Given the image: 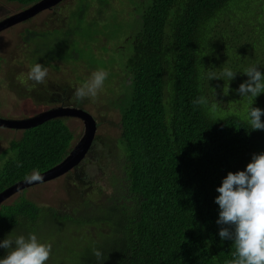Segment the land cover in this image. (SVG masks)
<instances>
[{
    "label": "trees",
    "instance_id": "16d2710c",
    "mask_svg": "<svg viewBox=\"0 0 264 264\" xmlns=\"http://www.w3.org/2000/svg\"><path fill=\"white\" fill-rule=\"evenodd\" d=\"M36 1L5 0L25 7ZM90 1H77L66 28L22 32L30 67L81 59L80 42L99 41L100 13L89 15ZM134 4L135 30L115 48L114 62L130 79L119 108L118 150L99 166L107 181L97 185L99 200L63 211L21 195L0 205V241L35 234L51 244L46 264H225L234 246L218 234L216 188L264 152V130L250 129L242 112L252 97L237 92L245 68L257 65L264 73V0ZM86 63L106 68L94 50ZM225 67L237 72L227 95V78L208 80ZM201 97L206 103H194ZM252 106L264 110V93ZM19 130L0 155V191L59 163L73 140L59 118ZM87 167L97 170L93 162ZM7 251L0 248V258Z\"/></svg>",
    "mask_w": 264,
    "mask_h": 264
},
{
    "label": "rangeland",
    "instance_id": "374dc122",
    "mask_svg": "<svg viewBox=\"0 0 264 264\" xmlns=\"http://www.w3.org/2000/svg\"><path fill=\"white\" fill-rule=\"evenodd\" d=\"M77 1L61 0L34 17L0 32V116L18 119L35 115L52 105L47 101L51 94L59 93L62 94L63 99L66 98V105H79L78 107L88 111L94 117L96 143L94 142L93 148L73 169L58 178L14 193L4 201V204L11 203L23 195L39 205L71 211L84 199H90L92 202L99 200L101 193L97 190V185L107 183L105 174L101 172L99 166L107 164L109 155L118 150L119 108L122 105L121 98L125 92V85L130 79L119 64L114 62L115 48L122 45L125 36L135 30L134 18H138L139 14L135 13L136 9L133 5L135 6L134 3H136L138 7L140 0L132 2L131 0H109L106 6H100L98 1L91 0L89 15L95 17L98 12L100 13V17L95 19V29L99 28L102 31V34L98 35L99 41H93L94 45L81 41L79 51L81 59L69 62L56 61L57 67L47 66L48 77L45 83L35 84L33 81L21 83L26 79L30 69V65L24 60L22 54L24 50L21 42L22 32L25 29L66 28L70 24V12L77 6ZM251 1L256 3L260 0ZM3 2L4 5L1 6ZM5 3V0H0V19L25 8L18 3ZM93 50L94 56L101 58V63L105 64L106 68H92L87 65L86 60L90 59ZM97 70L108 73L103 88L94 99L77 100L75 89L90 79L91 74ZM46 93L49 95L44 96ZM221 102L224 105L228 104L225 99ZM242 112L247 114V109L243 108ZM63 120L73 134L71 149L82 136L84 123L75 117H67ZM20 135L19 129L0 127V155L8 146V142L17 139ZM92 162L97 166L95 173L93 168L87 167ZM111 164L110 162L106 170L112 167ZM89 170L93 171L91 176L88 173ZM110 190L105 189L103 192L109 193ZM16 236L19 235H14L13 238Z\"/></svg>",
    "mask_w": 264,
    "mask_h": 264
},
{
    "label": "clouds",
    "instance_id": "9594fccd",
    "mask_svg": "<svg viewBox=\"0 0 264 264\" xmlns=\"http://www.w3.org/2000/svg\"><path fill=\"white\" fill-rule=\"evenodd\" d=\"M236 73L225 67L219 74L209 72L208 80L227 78V85L223 87L227 95L230 90L228 81L234 79ZM243 73L247 80L239 85L237 92L240 96L250 94L252 97L247 122L252 130H264V121L261 120L264 110L252 106L254 98L264 93V73L257 65L245 68ZM107 76L104 70L94 71L90 79L75 89L76 99H94L103 88ZM47 77L48 69L36 62L21 83L33 81L43 84ZM194 103L203 104L206 100L201 97ZM26 179L28 182H39L43 177L34 170ZM216 191L219 193L215 197V203L219 206L216 223L221 226L218 234L221 240L232 241L234 246L233 258L225 261V264H264V152L252 154L244 170L228 172ZM0 248L8 250L0 258V264H46L51 253V244L39 241L35 234H29L27 238L19 235L3 239ZM94 255L98 260L102 257V253L95 249Z\"/></svg>",
    "mask_w": 264,
    "mask_h": 264
},
{
    "label": "water",
    "instance_id": "95a60500",
    "mask_svg": "<svg viewBox=\"0 0 264 264\" xmlns=\"http://www.w3.org/2000/svg\"><path fill=\"white\" fill-rule=\"evenodd\" d=\"M60 1L61 0H37L36 2L26 6L25 8L1 18L0 32L17 23L34 17L39 12L53 7ZM67 117H75L83 121L84 131L79 141L70 149V151L59 163L45 171L39 172L43 177L42 181L28 182L25 177L2 189L0 191V205L3 204L6 199L14 195V193L24 190L32 185L58 178L59 176L65 174L66 172L77 166L85 158L88 151L93 148L96 132V120L88 111L80 107L66 106L53 108L29 117L18 119L5 118L0 116V127L12 129H28L37 126L47 120L55 118L63 119Z\"/></svg>",
    "mask_w": 264,
    "mask_h": 264
},
{
    "label": "flooded vegetation",
    "instance_id": "af4514ba",
    "mask_svg": "<svg viewBox=\"0 0 264 264\" xmlns=\"http://www.w3.org/2000/svg\"><path fill=\"white\" fill-rule=\"evenodd\" d=\"M45 95H49V94H44ZM48 103H52V105L46 109H44L43 111L45 110H49V109H53V108H59V107H66V106H70V107H78L79 105H66L65 102H67L66 98H62V94H59V93H53L50 95V97L48 98ZM42 112V111H41ZM40 113V112H39Z\"/></svg>",
    "mask_w": 264,
    "mask_h": 264
}]
</instances>
